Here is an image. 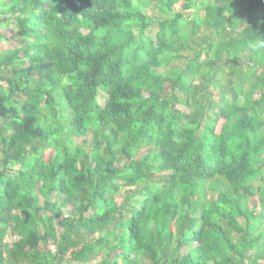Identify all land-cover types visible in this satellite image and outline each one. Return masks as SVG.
Returning a JSON list of instances; mask_svg holds the SVG:
<instances>
[{
	"label": "trees",
	"instance_id": "1",
	"mask_svg": "<svg viewBox=\"0 0 264 264\" xmlns=\"http://www.w3.org/2000/svg\"><path fill=\"white\" fill-rule=\"evenodd\" d=\"M9 27L0 264H264V0H0Z\"/></svg>",
	"mask_w": 264,
	"mask_h": 264
},
{
	"label": "rangeland",
	"instance_id": "2",
	"mask_svg": "<svg viewBox=\"0 0 264 264\" xmlns=\"http://www.w3.org/2000/svg\"><path fill=\"white\" fill-rule=\"evenodd\" d=\"M178 5H176V9H178ZM146 10V12L148 13V15L151 18L152 20V23L153 25L147 29V35H149L153 40L156 39V35H157V31H158V27L157 25L155 24L154 20H155V17H160L161 14H160V9L159 7H156L155 5H152L150 8H144ZM3 12H5L7 15L10 14V11L9 10H3ZM168 17V15H167ZM12 27H9V28H5L3 30V34L5 35V39H0V52H3V51H6V50H11V49H14L15 48V44L16 42L11 39L12 35H13V32H12ZM177 64H182L181 61H179ZM222 69L220 71H218V75L216 76V78L218 80H221L223 82H226L227 78H228V75L226 73V67L225 65H222L221 66ZM213 92L215 94V98H218V90L217 89H213ZM101 103L104 105V98H101ZM224 122V119H221L220 122H219V126H218V131H220L221 127H222V124ZM81 140H79L80 142ZM148 152V149H142L141 153L144 154V153H147ZM116 199L118 201H121L122 200V195L121 194H118L116 196ZM254 201H257V198H253L251 200V203L252 204H255ZM42 248H48V249H51V250H55L54 246L52 245V243H48L47 246H42Z\"/></svg>",
	"mask_w": 264,
	"mask_h": 264
}]
</instances>
